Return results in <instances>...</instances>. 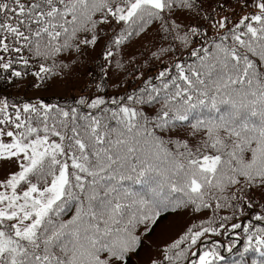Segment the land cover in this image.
<instances>
[{
	"label": "snow or ice",
	"instance_id": "6c2138e0",
	"mask_svg": "<svg viewBox=\"0 0 264 264\" xmlns=\"http://www.w3.org/2000/svg\"><path fill=\"white\" fill-rule=\"evenodd\" d=\"M82 78L0 92V264H128L166 213L145 264H264V0H0V87Z\"/></svg>",
	"mask_w": 264,
	"mask_h": 264
},
{
	"label": "rangeland",
	"instance_id": "374dc122",
	"mask_svg": "<svg viewBox=\"0 0 264 264\" xmlns=\"http://www.w3.org/2000/svg\"><path fill=\"white\" fill-rule=\"evenodd\" d=\"M139 46V43H136ZM68 85L66 84H61L60 82H57L52 88H51V93L52 91H54L55 89L60 90V91H54L55 94H59L60 96H62L65 91L68 89ZM24 90V89H23ZM42 93H36V94H43ZM12 167V165H3L0 164V175H3L4 171L6 169H10ZM185 216V220L187 221L188 217L186 214L183 213H174L171 215H168L166 219H163L161 221V223L159 224L160 226L155 230L154 235L152 236V238L150 239L149 242L146 243V245L142 248H148L151 251H154V247L153 248H149L148 245H156V244H160L163 243L169 239H171L172 237H174L179 230L182 228L181 226L184 224L183 219ZM145 249H143L144 251ZM141 253V256H143V258L140 256V253H136L137 258H135L133 260H131V262L129 264H145V256L147 254V252H143Z\"/></svg>",
	"mask_w": 264,
	"mask_h": 264
},
{
	"label": "trees",
	"instance_id": "16d2710c",
	"mask_svg": "<svg viewBox=\"0 0 264 264\" xmlns=\"http://www.w3.org/2000/svg\"><path fill=\"white\" fill-rule=\"evenodd\" d=\"M59 82V81H57ZM57 82H54L52 84V86L46 91L44 92L43 94H36L35 92H32V91H27V90H23L21 89L20 91H17L15 89H12V88H9L8 86H3V87H0V92H5L6 94H9V95H13V96H21V97H29V96H34V95H43L46 99L47 102H54L52 100H47L51 97H53L54 95H56L57 99H58V96H60L59 94H51V88L57 83ZM81 83H84V80L81 79L78 83V85L76 86H73V82L72 81H69L66 83V85H68V89L65 91V93L62 95V97L60 96L59 98H63L65 99V101L63 103H71L72 102V97L73 95H76V94H79V91H80V87L82 86ZM80 85V86H79ZM50 90V91H49ZM54 91H60V90H57L55 89ZM54 91H52V93H54ZM57 102V101H56ZM165 219V218H164ZM226 253V252H225ZM225 253H223L225 255Z\"/></svg>",
	"mask_w": 264,
	"mask_h": 264
}]
</instances>
